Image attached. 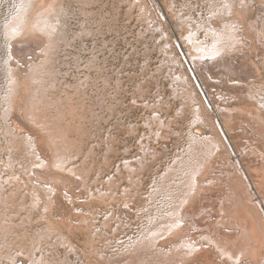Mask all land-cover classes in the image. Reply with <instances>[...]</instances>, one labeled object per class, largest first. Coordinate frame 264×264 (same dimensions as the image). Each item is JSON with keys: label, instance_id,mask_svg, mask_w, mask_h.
I'll use <instances>...</instances> for the list:
<instances>
[{"label": "rangeland", "instance_id": "obj_1", "mask_svg": "<svg viewBox=\"0 0 264 264\" xmlns=\"http://www.w3.org/2000/svg\"><path fill=\"white\" fill-rule=\"evenodd\" d=\"M0 264H264V0H0Z\"/></svg>", "mask_w": 264, "mask_h": 264}, {"label": "bare ground", "instance_id": "obj_2", "mask_svg": "<svg viewBox=\"0 0 264 264\" xmlns=\"http://www.w3.org/2000/svg\"><path fill=\"white\" fill-rule=\"evenodd\" d=\"M229 13H230V12H229ZM20 14H21V13H20ZM17 25H18V23L14 22L11 26H13L14 29H15V28L17 27ZM237 26H238V25H237ZM29 27H30V26H29ZM29 27H28V30H29ZM235 29H236V28H235ZM237 29H238V28H237ZM15 30H17V31L19 32V31L22 30V28L19 27L18 29H15ZM15 30H14V31H15ZM233 31H235V30H233ZM237 31H238V30H237ZM235 32H236V31H235ZM11 34H12V33H11ZM234 34H235V33H234ZM20 35H21V34H20ZM20 35L18 34V36H20ZM237 36H238V35H237ZM240 36H241V35H240ZM11 37H12V36H11ZM14 38H15V37H13V39H14ZM243 44H244V43H243ZM209 55H210V53H209ZM215 55H217V54H215ZM17 69H18V68H17ZM225 102H226V101H225ZM211 141H212V140H211ZM211 143H212V142H211ZM197 170H198V169H197ZM198 171H199V170H198ZM195 179H196V178H195ZM193 180H194V179H193ZM195 182H196V181H195ZM192 189H193V188H192ZM53 193H54V192H53ZM192 193H193V192H192ZM188 195H189V194H188ZM185 197H186V199H187V196H185ZM186 202H187V201L182 202L181 206L178 207V208L175 210L176 213L179 214V217H180V216H183V215L181 214L180 211H181V209L184 208V204H185ZM225 210H226V209H225ZM56 211H57V210H56ZM213 215H214V214H213ZM177 219H178V218H177ZM179 219H180V218H179ZM214 219H215V218H214ZM221 220H222V218H221ZM207 221H208V220H207ZM179 222H180V221H179ZM175 224H176V223H173V225H175ZM212 224H213V223H212ZM177 225H178V223H177L175 226H177ZM211 226H212V225H211ZM179 227H180V226H179ZM217 227H218V226H217ZM211 230H212V229H211ZM218 230H219V229H218ZM213 231H214V230H213ZM205 233H206V232H205ZM211 233H212V232H211ZM213 233H214V232H213ZM157 234H158V233L155 234V236H156L155 238L149 240V243H151V244H152V243H155V242L157 243V239H158ZM163 234H164V233H163ZM163 234L160 233L161 237H162ZM168 234H169V232H168ZM210 235H211V234H210ZM212 235H213V234H212ZM215 236H216V235H215ZM215 236H213V237H215ZM204 237H205V236H204ZM206 237H208V236H206ZM213 237H212V238H213ZM219 239H220V238H219ZM48 240H49V239H48ZM199 240H200V239H199ZM212 240H213V239H212ZM212 240L210 239V241H212ZM138 241H139V240H138ZM154 241H155V242H154ZM140 242H141V241H140ZM199 242H200V241H199ZM216 242H217V241H216ZM216 242L213 240L212 243H215V244H216ZM138 243H139V242H138ZM147 243H148V242H147ZM156 243H155V244H156ZM205 244H206V243H205ZM146 245H147V244H146ZM206 245H207V244H206ZM217 245H218V244H217ZM197 246H198V245H197ZM181 247H182V246H181ZM195 247H196V246H195ZM204 247H207V246L204 245ZM215 247H216V246H215ZM177 248H179V247L177 246ZM198 248H199V247H198ZM202 248H203V247H202ZM140 249H141V248H140ZM206 249H207V248H206ZM173 250H174L175 252H177V251H176L177 249H173ZM180 250H181V249L179 248L178 251L181 253L182 251H180ZM204 250H205V249H204ZM211 251H212V250H211ZM136 252H138V251H136ZM131 253H132V252H131ZM182 254H183V253H182ZM134 255H135V254H134ZM211 257H212V256H211Z\"/></svg>", "mask_w": 264, "mask_h": 264}]
</instances>
